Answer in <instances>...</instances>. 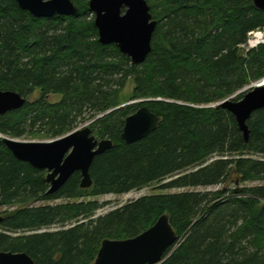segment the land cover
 Here are the masks:
<instances>
[{
  "label": "trees",
  "instance_id": "16d2710c",
  "mask_svg": "<svg viewBox=\"0 0 264 264\" xmlns=\"http://www.w3.org/2000/svg\"><path fill=\"white\" fill-rule=\"evenodd\" d=\"M72 1L75 16L35 18L16 0H0V89L25 97L43 91L0 116V133L21 138L43 127L53 140L77 129L88 112L93 135L113 147L95 157L91 187L82 188L76 172L49 193L47 171L16 158L0 137V206L19 205L0 221V251L26 252L36 264H92L104 240L136 237L168 213L179 238L160 264H264V185L233 189L237 196L225 202V189L191 190L264 180V108L249 120L246 141L219 104L264 76V45L245 57L239 52L250 32L264 28V10L253 0H147L158 22L153 49L133 64L115 44L100 43L89 0ZM131 78L134 98L162 99L112 110ZM49 94L63 99L50 103ZM142 106L158 115V127L128 144L126 118ZM155 182L190 190L144 196L99 216L98 201L31 205ZM54 225L63 227L43 230ZM19 231L32 233H9Z\"/></svg>",
  "mask_w": 264,
  "mask_h": 264
},
{
  "label": "water",
  "instance_id": "95a60500",
  "mask_svg": "<svg viewBox=\"0 0 264 264\" xmlns=\"http://www.w3.org/2000/svg\"><path fill=\"white\" fill-rule=\"evenodd\" d=\"M18 5L35 18L56 15L75 16L79 7L72 0H16ZM264 10V0H253ZM95 14L94 24L103 45L115 44L130 57L133 64L146 61L153 49V35L158 22L153 19L147 0H89ZM28 98L13 90L0 89V116L24 107ZM235 116L246 141L250 138L249 120L254 112L264 108V85L247 91L239 101L230 98L219 103ZM159 117L148 106L140 107L126 118L122 139L134 143L154 132ZM3 142L16 158L47 171L49 193H55L76 172L82 176L81 187L93 184L91 166L97 155L113 147L110 139L99 140L89 125L53 140H19L9 136ZM170 215L164 213L156 223L136 237L102 242L92 264H160L166 252L178 241ZM0 264H36L26 252L0 251Z\"/></svg>",
  "mask_w": 264,
  "mask_h": 264
},
{
  "label": "rangeland",
  "instance_id": "374dc122",
  "mask_svg": "<svg viewBox=\"0 0 264 264\" xmlns=\"http://www.w3.org/2000/svg\"><path fill=\"white\" fill-rule=\"evenodd\" d=\"M157 4V3H156ZM159 4V2H158ZM164 8V7H163ZM163 8H160V10H162ZM92 12V11H91ZM91 17H95L94 13H90L89 14ZM255 32H262L264 35V28L262 29H258ZM256 40L255 34H251L249 33L248 36V40L246 42V44L241 45L239 47V52L241 53V55H243L244 57L248 55V53L250 51H254V50H258L262 45H264V41H261L257 44H253ZM260 81H264V76L262 77H258V78H253L243 89H240L239 91L235 92L234 94H232L229 98L234 100V101H239V95H241L242 93H245L247 91H249L250 89L254 88L256 86V84ZM136 88V82L134 78H131L126 86L124 87V89L121 90V92L118 94L117 97V101H118V105L114 106V108H112V110L114 109H118L121 107H126V106H131V105H137L140 102L144 101V100H161L162 98H148V99H142V98H134V91ZM43 95V91L39 88L36 89L32 94H30L29 96H27L28 101L30 102H35L36 100L40 99ZM243 95V97H244ZM63 99V96L60 94H49L47 96V100L50 103H58L59 101H61ZM211 106H215V104L211 105ZM139 109V108H138ZM89 113H85L83 116H81V118H79V121H81V123L77 126V128H81L85 125H89L91 126V124L93 123V121L95 120H91V119H87L84 121V119L89 118ZM38 127V126H37ZM43 128V127H42ZM41 128V133L39 132V134H34V135H26L23 136L21 138H16L19 140H35V141H47V140H52L50 139V137H47V135H45L46 131L45 129ZM39 129L40 128H36ZM4 136H8V135H4L2 133H0V137H4ZM10 137V136H9ZM15 138V137H12ZM256 158H262V156H255ZM160 183L155 182L149 185H146L140 189L137 190H133L129 193H125V194H115V193H110V194H104V195H100V196H87V197H82V198H76V199H67V198H59V199H51V200H46V201H39V202H35L32 203L31 205L33 206H45V205H60V204H68V203H79V202H89V201H98L101 205L102 208H100L97 212H96V216L99 215H104L116 208H119L123 205H126L132 201H135L141 197L144 196H149V195H155V194H169V193H176V192H182V191H186V190H190V189H159L160 187ZM264 185V180H252V181H247V182H241L238 184H235V182L229 181V182H225L223 184L220 185H215V186H209V187H196V188H191V190H199V191H215V190H226L225 196L223 198V202L226 201L227 199H231L233 200L234 197L237 196V194H233L231 191L233 189H239V188H244V187H255V186H261ZM217 201V200H216ZM214 201V202H216ZM222 202V203H223ZM19 207V205H1L0 206V221L3 217H5L6 215H8L9 213L13 212L14 210H16ZM75 222H68L66 223V226L69 227L71 225H73ZM1 225V223H0ZM63 226L62 225H54L52 227H48L43 229L44 231H51V230H58L61 229ZM65 227V226H64ZM4 229V228H3ZM2 227L0 226V230H3ZM12 235H24V234H28V233H32V232H9ZM177 247V245L175 246ZM175 249V248H174Z\"/></svg>",
  "mask_w": 264,
  "mask_h": 264
},
{
  "label": "bare ground",
  "instance_id": "6f19581e",
  "mask_svg": "<svg viewBox=\"0 0 264 264\" xmlns=\"http://www.w3.org/2000/svg\"><path fill=\"white\" fill-rule=\"evenodd\" d=\"M262 35L261 34H258L257 36H256V43H258V42H261L262 41ZM259 85H264V82L263 81H260V82H258L257 84H256V86H259Z\"/></svg>",
  "mask_w": 264,
  "mask_h": 264
},
{
  "label": "built area",
  "instance_id": "2783aa9c",
  "mask_svg": "<svg viewBox=\"0 0 264 264\" xmlns=\"http://www.w3.org/2000/svg\"><path fill=\"white\" fill-rule=\"evenodd\" d=\"M251 34H255V37L258 35V34H261L262 35V41H264V35H263V33L262 32H255V31H252V32H250ZM259 43V42H258ZM253 44H257L256 43V40H255V42L253 43ZM264 82V81H263Z\"/></svg>",
  "mask_w": 264,
  "mask_h": 264
}]
</instances>
